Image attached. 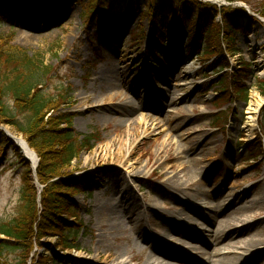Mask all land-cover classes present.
Here are the masks:
<instances>
[{"label": "rangeland", "instance_id": "rangeland-1", "mask_svg": "<svg viewBox=\"0 0 264 264\" xmlns=\"http://www.w3.org/2000/svg\"><path fill=\"white\" fill-rule=\"evenodd\" d=\"M196 1L216 7L218 12L208 8V18L214 24L221 25V16L217 15L221 8L233 17L230 18L235 24L233 43L222 40L224 58L221 62L215 58L202 60L204 42L186 40L178 26L173 30L175 34L173 31L166 33L164 38L159 35L163 46L153 47V20L147 14V0H133L131 4H127V0L121 3L103 0L108 11L106 17L116 28L112 32L107 29L104 17L85 16L90 0H49L38 3L37 8H27L26 0H13L18 12L11 16V10L6 6L8 0H0V53L24 50L52 67L55 74L45 83L43 91L48 95L69 92L65 104L56 113L70 115L69 129L75 139H92L90 149L83 150L71 167L55 179L92 177L90 195L74 192L72 196L75 211L67 220L72 228L70 246L61 250L56 236L39 238L33 233L26 246L23 245L24 249H29L26 264H82L91 261L99 233L95 224V204L108 199L117 204L119 197L114 186L119 185H115L116 182L129 184L131 196L141 203L155 198L165 212H171L168 207L181 205L183 208L175 211L176 214L188 212L189 204L193 202L179 193V199H175L173 191L162 183L164 174L179 163H183L184 172L179 174L178 182L184 184L188 180L191 184L186 192L211 195L216 190L218 194L211 195L213 205L229 204L237 199V206H240V200L243 203L256 199L257 202L243 214L253 217L254 222L264 219V155L255 160L247 159L250 147L258 138L259 127H264V94L259 88L260 82L264 81V68L256 63L259 59L264 60V17L261 16L264 14V0ZM55 5L63 12H57ZM159 13L160 22H164L167 16L161 9ZM149 46L153 47L154 55ZM215 52L219 50L216 48ZM224 60L232 67L233 73L237 71L241 76L246 97L244 92L236 97L226 95L216 102L221 97L216 86L217 78L224 71ZM110 61L124 74L127 85L116 87L114 91L101 89L95 92L99 101L104 98L100 101L102 107L113 118L105 122L97 115L84 112L90 105L84 106L81 98L85 92H92V79ZM242 61L249 66L240 71L238 65H242ZM178 83L184 85L177 86ZM169 89L171 92L178 90L176 95L182 101L177 106L164 105L159 113L154 112L153 108L158 109L157 103L161 104L159 100L164 91ZM124 91L135 103L142 105V111L136 110V115L146 118L133 138L128 136L129 128L119 122V119L126 118L115 112L122 105L117 96ZM257 102L260 106L254 116L255 127L249 131L246 126L253 123L249 110ZM3 103L9 107L13 105L10 96H6ZM182 105H186L184 112L180 108ZM3 126L26 140L5 120L0 121V130L5 133ZM262 130L264 135V128ZM120 139L121 153L114 147L109 148L113 141ZM167 139L170 145H165L163 152L161 144ZM260 141L264 142L263 139ZM108 149V157L94 159ZM173 155H178L179 159H167ZM122 157L129 158V161L123 163ZM134 162H139V170L134 169ZM22 172L14 150L9 146L0 147V228L11 224L23 213ZM128 172L137 173L138 179L131 178ZM98 176L103 177L101 181ZM31 180L36 192L41 191L42 188L35 187L37 178L33 176ZM211 203L206 205L209 207ZM37 208H40L39 204ZM202 209L208 210L207 207ZM154 220L149 228L152 236L161 235L165 229L169 231V226L163 227L158 225L161 223L159 219ZM169 233L173 235L171 231ZM259 233L264 242V226ZM0 240L5 237L0 235ZM6 247L1 253L2 259L8 264H17L24 254L19 250L20 246ZM122 247L127 250L124 242ZM148 251L146 248L143 253ZM256 262L264 264V256H259Z\"/></svg>", "mask_w": 264, "mask_h": 264}, {"label": "trees", "instance_id": "trees-1", "mask_svg": "<svg viewBox=\"0 0 264 264\" xmlns=\"http://www.w3.org/2000/svg\"><path fill=\"white\" fill-rule=\"evenodd\" d=\"M12 1L8 0L6 4L11 10L10 15L18 12ZM44 1L49 0H26V5L37 8L38 3L42 4ZM118 1L121 3L123 0ZM132 1L127 0V4H131ZM147 2V14L153 20L152 30L155 36L152 38L153 43L160 45L159 34L178 26L182 36L204 42L205 50L202 60H208V58H215L220 62L223 60L222 40H225L227 44L233 43V26L235 25L231 23L232 16L226 12L225 8H221L217 14L221 16V25H217L208 18L210 10L218 12L216 7L196 0H147ZM57 5H55L56 10L59 11ZM105 8L103 0H90L84 14L87 17H104L107 27H113L111 19L108 20L106 17L108 11ZM159 9L167 16L164 22L159 20L161 15ZM261 16L264 17V14ZM216 48L219 52H215ZM223 62L225 63L224 71H221L222 74L217 78L216 86L221 97L216 102L223 100L226 95L236 97L245 92L246 97L245 85L240 82L241 76L236 73L237 71L235 73L231 71L232 67L226 60ZM247 66H249L248 63L242 61L238 69L246 70ZM54 74L52 67L37 56H29L24 50L0 53V121L5 120L6 124L26 137L28 145L39 159L35 176L38 184L43 186L40 208H37L36 189L32 184L29 163L23 160L15 144L0 132V147L12 148L23 170L22 180L25 192L23 213L20 218L0 228V235L5 237V240H0V264H8L1 257L7 245L20 246L19 250L24 254L21 255L22 259L17 264H26L29 249L26 250L23 247L33 233L39 238L56 236L62 246L61 250L69 247L68 241L71 240L72 228L68 226L67 220L75 211V204L72 201L73 193L86 191L89 195L92 192L90 175L69 180H55L58 174L71 167L83 150L90 149L89 143L92 139L89 137L81 141L75 139L69 129L72 122L70 115L56 113L58 108L65 104L66 95L69 92L48 95L43 91L45 83ZM259 88L264 94V81L260 82ZM6 96L12 99L11 107L3 103ZM213 123L215 124V121ZM263 128V126L259 127L258 138L249 149L248 160H255L264 155V142L260 141V139L264 140ZM97 178L101 180L103 177Z\"/></svg>", "mask_w": 264, "mask_h": 264}, {"label": "bare ground", "instance_id": "bare-ground-1", "mask_svg": "<svg viewBox=\"0 0 264 264\" xmlns=\"http://www.w3.org/2000/svg\"><path fill=\"white\" fill-rule=\"evenodd\" d=\"M110 62L92 79V92H85L84 97L81 98L84 106L90 105L84 112L89 115H97L105 122L111 121L113 118H110L102 107L103 104L100 101H104V98L99 101L95 92L101 89L114 91L116 87L127 85L123 80L124 74L117 70L114 62ZM256 63L264 68L263 59H259ZM262 75H264V70ZM180 85L184 84H177V86ZM176 92H171L170 89L165 90L163 97L159 100L161 104L157 103L158 109L153 108V111L159 113L164 105L177 106L182 100L176 95ZM129 96L131 95L125 91L117 96L122 105L120 110L115 112L116 115L126 118L119 119V122H123L129 128L128 136L133 138L137 128L144 124L146 118L144 115H140V117L136 115V110L142 111V105L135 103ZM259 106L260 103L257 102L255 107L249 110L253 122L246 126L249 131L255 127L254 116ZM180 108L184 112L186 105H182ZM134 112L135 114H133ZM2 129L35 165V155L25 139L17 137L5 126ZM168 141L169 139L164 140L161 144V149L164 148L163 152L170 145ZM165 145L167 146L165 147ZM121 146L122 140L120 139L113 141L109 148L114 147L118 153H121ZM108 151L109 149L104 154L100 152L94 159L105 158ZM108 153L110 154V152ZM167 159L178 160L179 157L173 155V157L168 156ZM128 161L129 158L122 157L123 163ZM134 166L135 170H139V162H134ZM181 172H184L183 163L175 164L173 170L164 174L165 178L162 181L166 188L173 191L175 199H179L177 196L179 193L193 202L191 205L190 202L188 203V212L183 213L182 211L181 214H176L175 211L181 210L182 205L168 207L167 209L171 212H165L159 208L157 199L149 198L141 203L131 196L129 184L116 182L115 185H119L114 186L118 191L119 201L117 204L111 202L110 199L95 204V224L99 231L97 247L91 261H85L82 264H257L256 259L259 256H264V242L259 233V229L264 226V219L254 222L251 219L253 217L243 214V211H248L251 208L250 205L255 204L257 200L251 199L242 203L239 195L240 206H237L239 203L237 199L229 204L226 202V205L219 203L213 205L211 195L218 194V191L213 190L211 195L186 192L190 189L191 184L188 180L184 184L178 182ZM127 174L133 179H138L137 173L128 172ZM206 203H211V205L208 207ZM202 207H207L208 210L205 211ZM154 218L161 221V223L158 222V225L169 226V231L173 235L165 229L161 235L152 236L149 228L155 223ZM123 242L127 250L123 249ZM146 248L149 251L143 253ZM224 248L226 251H223ZM129 253L131 255L127 257L126 255Z\"/></svg>", "mask_w": 264, "mask_h": 264}]
</instances>
